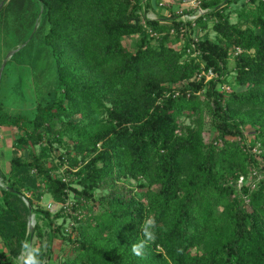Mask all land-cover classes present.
I'll return each mask as SVG.
<instances>
[{
	"label": "trees",
	"instance_id": "1",
	"mask_svg": "<svg viewBox=\"0 0 264 264\" xmlns=\"http://www.w3.org/2000/svg\"><path fill=\"white\" fill-rule=\"evenodd\" d=\"M40 1L39 28L8 61L1 80L0 129L11 128L14 134L5 178L17 192L0 187V236L8 250H0V264H13L22 243L30 242L22 196L39 219L54 224L48 210L36 207L41 186L33 169L55 200H68L70 186L53 174L59 166L49 167L42 157L63 141V133L74 138L78 153L94 151L101 143L93 160L78 171L83 190L72 189L86 198L102 184L111 190L90 207L77 236L67 237L72 252L45 263L52 253L43 251V264H264V0H247L253 7L240 14L239 23L230 21L224 7L245 0L204 3L214 7L206 16L216 19L213 27L221 40L243 50L230 91L223 83L231 49L208 38L197 41L206 67L218 74L207 82L197 80L198 64L180 63V54L168 46L171 26L142 18L140 0H10L0 9V25L14 45L25 43L33 32ZM156 3L146 0L147 10ZM184 25L175 23L178 29ZM149 29L162 34L159 43H152ZM131 34L139 35L134 51L124 44ZM42 58L55 72L53 87L33 116L12 115L2 98L11 70L20 77L19 64ZM184 80L186 85L170 86ZM205 109L215 128L210 141L204 138ZM62 112L67 119L57 127L54 117ZM182 117L194 122L185 133ZM46 125V146L26 159L19 149L44 142ZM67 148L62 158L72 156ZM123 177L146 182L138 192L118 185ZM149 216L156 220L157 238L136 256L131 246L145 239L143 223ZM42 233L37 222L35 234Z\"/></svg>",
	"mask_w": 264,
	"mask_h": 264
},
{
	"label": "rangeland",
	"instance_id": "2",
	"mask_svg": "<svg viewBox=\"0 0 264 264\" xmlns=\"http://www.w3.org/2000/svg\"><path fill=\"white\" fill-rule=\"evenodd\" d=\"M7 3L8 0H0ZM156 8L154 10H147L146 0H140L141 15L142 18L148 19H158L162 25L171 26L170 36L171 41H168V46L180 54V63H191L198 64L200 70L196 75L197 80L207 79L204 72H207L209 68L206 67V61L202 58L201 52L196 47V42L201 39H210L215 42H219L228 49H231V59L229 62V71L225 75V82L223 87L230 91L233 84L236 82L237 68L236 62L242 54L243 50L241 47L230 46L218 36L213 25L216 21L215 18L206 16L210 14L214 7H205L204 3L209 0H169L164 4H160L161 0H156ZM225 6V1L217 7L223 8ZM4 6H2L3 8ZM253 7V4L249 3L247 0L240 1L238 3H233L228 7H224V14L233 23H239L241 19V13L245 14L246 10ZM0 8V9H2ZM203 20L202 22L200 20ZM185 23L184 26L178 28L175 27V23ZM205 24V25H204ZM148 34L151 38L153 44L159 43L162 34L157 33L152 30H148ZM139 35L131 34L126 36L124 44L127 49L134 51L136 46V41ZM190 39V40H188ZM18 46V45H17ZM13 43L12 37L6 33L5 29H2L0 25V67L4 59L6 58L9 51L17 47ZM16 54V53H15ZM39 54V50L34 51V56ZM21 58H17L20 61ZM21 63V62H20ZM35 64V65H34ZM18 69L20 71V77L17 73L11 70L10 77L7 86L4 87L2 92V98L4 99L5 108L12 115L17 113H25L28 116H33L36 113V108L44 94L50 90L55 82V72L52 66L46 59L42 58L36 63H22L19 64ZM218 74L215 73L213 78H217ZM209 80V79H208ZM165 83L164 81H162ZM187 80L182 82L172 83L170 86L176 88L179 86L186 85ZM204 91H200V97L205 98ZM116 96L115 93L111 94L108 98V104L111 105L110 100ZM2 99V100H3ZM204 138L206 141H210L215 135V128L213 126L211 114L207 109L204 111ZM63 118V119H61ZM79 115L73 116L72 120H77ZM67 117L65 113L62 112L60 116L54 117L57 127L62 126V120H66ZM183 120V133L186 132V125H193L194 122L192 118L182 117ZM48 125H46L45 139L44 142L36 145H28L20 150L22 155L26 159H30L32 154L40 155L42 151V146H46L48 138ZM247 131L249 133V140H253L254 136L252 134L253 130L251 127L247 126ZM62 140L60 142L54 143L52 147H48L47 150L42 154L43 159L47 162L48 166L57 164L58 169L53 171L55 177L63 178L70 189H68V200L65 203L59 202L53 198V196L48 192L45 181H43L42 176L38 175L36 169H33L31 175L35 177L38 181L40 187V199H37V206H42L48 210L53 218L54 224H48L46 219H39L33 207L35 227L37 222H39L43 227V233L41 235H36L34 232L33 237H30V242L37 246H40L43 251H51L52 255L46 254L44 262H57L58 259L64 257V254L71 253L73 244L69 240H66L68 236L75 238L78 234V228L80 225L85 224L88 217L91 214L90 207L93 204L98 203V198L107 194L111 187H106L101 185L92 190L93 197L86 198L82 194L74 191L72 188L82 191L84 185L82 184L83 175H79L78 171L81 167L87 165L93 160L97 155L98 150H101V143L97 145V149L91 152L78 153L74 147V138L68 133L62 134ZM14 134L11 128L4 127L0 129V184L9 185V181L6 180L5 175L9 171L10 158L14 152ZM67 146L72 150L71 155H64L62 158L61 154H66ZM73 155L76 157L74 158ZM104 163L99 162V166ZM146 182L143 178H128L123 177L118 180V185H128L132 187H138L140 183ZM1 187V186H0ZM3 188V187H2ZM140 192L141 189H138ZM146 190V189H144ZM27 196H32L29 191L26 192ZM26 197V196H24ZM27 198V197H26ZM23 199V198H22ZM26 203V202H25ZM27 205V204H26ZM28 206V205H27ZM96 206V205H94ZM62 210V211H61ZM61 214L59 217L56 215ZM31 212L28 207L27 212V226L29 230V223L31 221ZM60 227L59 229H56ZM76 235V236H75ZM0 250L8 252L5 247L4 240L0 236ZM20 254L17 256L19 257ZM17 257L12 258L13 264H16ZM23 264V261H21Z\"/></svg>",
	"mask_w": 264,
	"mask_h": 264
},
{
	"label": "clouds",
	"instance_id": "3",
	"mask_svg": "<svg viewBox=\"0 0 264 264\" xmlns=\"http://www.w3.org/2000/svg\"><path fill=\"white\" fill-rule=\"evenodd\" d=\"M156 220L154 217L149 216L143 223V234L145 239L133 243L131 251L136 256H141L143 250L148 242L154 241L157 236L155 232ZM43 250L40 246L25 240L22 243L20 256L17 257L16 264H43Z\"/></svg>",
	"mask_w": 264,
	"mask_h": 264
},
{
	"label": "water",
	"instance_id": "4",
	"mask_svg": "<svg viewBox=\"0 0 264 264\" xmlns=\"http://www.w3.org/2000/svg\"><path fill=\"white\" fill-rule=\"evenodd\" d=\"M9 1H10V0H8V2H9ZM8 2H7V3H8ZM7 3H5V2L3 1V2L0 4V8H2V6H5V4H7ZM40 6H41L40 14H39V17H38V19H37V21H36V24H35L34 30H33V32L31 33L30 37L28 38V40H27L25 43H23V44H19L17 47H15V48H13V49L10 50L9 53L7 54L6 58L4 59V61H3V63H2V66L0 67V87H1V80H2L3 71H4L5 67H6V64H7L8 61L13 57V55H14L15 53H17L21 48H23L24 46H26V45L28 44V42L33 38V36L35 35L37 29L39 28V25H40V21H41L42 15H43V13H44V4H43V2H41V1H40ZM0 186L3 187V188L9 189V190L12 191V192H17L15 189H13V188H9L7 185L0 184ZM22 198H23V200L26 202V204L28 205L29 210H30V212H31V214H32V216H31V221H30V223H29L28 234H31V236L33 237L34 232H35V221H34V217H35V216H34V214H33V207H32V205H31L30 201H29L26 197L22 196Z\"/></svg>",
	"mask_w": 264,
	"mask_h": 264
},
{
	"label": "built area",
	"instance_id": "5",
	"mask_svg": "<svg viewBox=\"0 0 264 264\" xmlns=\"http://www.w3.org/2000/svg\"><path fill=\"white\" fill-rule=\"evenodd\" d=\"M167 1H169V0H161L160 4L162 5V4H164L165 2H167ZM215 73H216V72H214V70H213L212 68H209V69L207 70V72H204V75H205L207 81H208V79H209V80L212 79V78L214 77ZM243 183H244V177L241 176V177L239 178V180H238V187L241 188L242 185H243ZM245 202L247 203V202H249V200H248V199H245Z\"/></svg>",
	"mask_w": 264,
	"mask_h": 264
}]
</instances>
